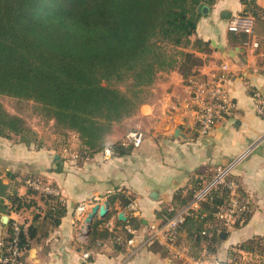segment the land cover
Wrapping results in <instances>:
<instances>
[{"label":"crops","instance_id":"1","mask_svg":"<svg viewBox=\"0 0 264 264\" xmlns=\"http://www.w3.org/2000/svg\"><path fill=\"white\" fill-rule=\"evenodd\" d=\"M244 10L240 0H215L211 7H202L192 40H202L209 47L204 52L195 51L203 62L198 74L185 80L178 70L160 73L149 100L136 115L114 127L108 148L74 159L64 153H82L74 133L64 142L40 148L0 138V242L8 224L16 220L25 229L33 225L37 230L23 264H173L176 250L192 251L194 242L183 229L176 248H170L164 239L154 241L153 227L166 218L159 219L158 214L180 208L178 196L187 198L216 168L250 150L234 173L252 202L250 220L239 228L220 231L226 235L209 258L227 264H264V259L256 261L254 254L239 249L252 240H264V118L255 111L253 100L254 90L264 96V16L259 21L255 18L254 40L259 48H254L251 38L241 44L228 31L230 19ZM254 10L264 14V0H256ZM227 13L230 19L223 17ZM224 63L230 64L227 88L237 108L208 135H201L190 103L192 82L204 81ZM132 131L144 134L139 148L127 141ZM117 145L122 146L120 154L112 151ZM31 176L59 190L66 214L58 227L44 219L46 206L41 195L29 193L26 181ZM116 192L138 204L133 217L136 233L125 250L117 252L108 243L101 253L92 255V260L85 259L84 247L77 239L75 210L95 198L109 201ZM14 196L33 205L16 210L11 201ZM110 204L108 217L114 227L122 208L119 202Z\"/></svg>","mask_w":264,"mask_h":264},{"label":"trees","instance_id":"2","mask_svg":"<svg viewBox=\"0 0 264 264\" xmlns=\"http://www.w3.org/2000/svg\"><path fill=\"white\" fill-rule=\"evenodd\" d=\"M240 1L244 12L254 15L256 21L263 18L262 12L254 10L256 0ZM214 4L215 0H0V96L39 104L62 136L78 135L79 151L89 157L108 148L114 127L136 115L149 100L160 73L178 70L185 80L198 74L203 62L195 51L204 52L209 46L192 37L202 7ZM232 36L241 44L248 41L244 34ZM34 137L25 120L0 105V138H16L31 146ZM121 148L117 145L112 151L120 154ZM192 194L177 199L184 205ZM41 197L46 206L44 219L58 227L66 214L65 205L58 197ZM11 201L16 210L33 205L17 196ZM109 201L119 202L122 209L131 202L117 192ZM227 202L228 192L219 190L202 204L195 218L187 219L183 230L194 242L191 256L195 259L205 250L215 253L220 234L226 231L215 220V213ZM173 213L164 211L158 218ZM110 218L94 221L83 248L90 254L88 260L108 243L121 252L133 239L124 229L135 224L133 217L127 222L117 219L112 231L105 228ZM243 219L234 228L247 224L250 215ZM205 231L213 236L202 235ZM36 233L33 225L21 229L22 263ZM14 234L9 223L5 244ZM239 249L264 257V240H252Z\"/></svg>","mask_w":264,"mask_h":264},{"label":"built area","instance_id":"3","mask_svg":"<svg viewBox=\"0 0 264 264\" xmlns=\"http://www.w3.org/2000/svg\"><path fill=\"white\" fill-rule=\"evenodd\" d=\"M255 25V17L248 12H243L230 19L228 31L230 33L246 35L252 39L249 43L254 48H259V43L254 40ZM229 72L230 64L224 63L204 81L192 82L194 93L190 103L194 109L195 121L201 135H208L218 122L231 116L237 108L227 88ZM253 100L255 111L260 117L264 118V96L259 90L253 91ZM127 141L133 147L139 148L143 144L144 134L139 131H132L127 135ZM249 152L250 150L246 151L228 165L216 168L210 179L202 180L186 204L178 209H172L171 211L174 213L171 217L165 218L159 227H153V240L159 241L164 239L170 248H176L187 219L195 218L202 204L208 202L214 193L222 189L228 192V202L226 205L218 208L215 213V220L226 230L234 228L237 222L243 223L245 220L243 216L251 215L253 206L250 198L241 190V186L235 179L234 173L238 165L249 155ZM64 153L72 156L74 159L86 156L84 153H70L68 150H65ZM106 153L110 155L109 150H106ZM26 185L41 196L52 195L58 197L60 202L64 204L59 190L48 181L41 178H29L26 181ZM106 201L108 200L95 198L89 202L80 204L76 208L75 225L77 239L83 247L88 243V227L86 223L88 214L93 207L103 205ZM137 212L138 204L135 201H131L125 209L120 211V213H127L128 220L134 217ZM10 224L15 232L14 239L8 244H5L4 238L0 242V264H23L20 258L24 256L25 251L20 248L18 239L22 225L16 220L11 221ZM106 227L112 231L114 229L112 221H109ZM124 229L129 234L135 235L136 233V230L130 224L126 225ZM202 235L213 236V234H208L207 231L203 232ZM83 256L85 259H88L90 254L84 252ZM254 259L262 261L264 257L254 255ZM173 260V264H227L209 258L207 252H204L201 258L195 259L191 256V251L188 250L185 252L176 250Z\"/></svg>","mask_w":264,"mask_h":264},{"label":"rangeland","instance_id":"4","mask_svg":"<svg viewBox=\"0 0 264 264\" xmlns=\"http://www.w3.org/2000/svg\"><path fill=\"white\" fill-rule=\"evenodd\" d=\"M261 15L264 16V14ZM0 105L11 115L19 116L25 120L28 127L35 132L36 138L34 137V144L30 147L40 148L54 142L68 140V136H62V133L55 127V122L51 120L50 114L39 104L0 96ZM14 140L19 139L15 138Z\"/></svg>","mask_w":264,"mask_h":264},{"label":"water","instance_id":"5","mask_svg":"<svg viewBox=\"0 0 264 264\" xmlns=\"http://www.w3.org/2000/svg\"><path fill=\"white\" fill-rule=\"evenodd\" d=\"M224 18L230 19L231 15L230 14H224ZM59 158V157H57ZM111 212V204L109 201H106L103 205H96L95 207L92 208L91 212L88 214V217L86 219L87 227H88V235L91 232L92 226L94 224L95 219L99 216L101 219H105L110 215ZM118 219L122 222H127L128 221V216L127 213H120L118 216ZM5 224H8L9 222V217L4 218ZM226 235V233H222L221 237Z\"/></svg>","mask_w":264,"mask_h":264}]
</instances>
